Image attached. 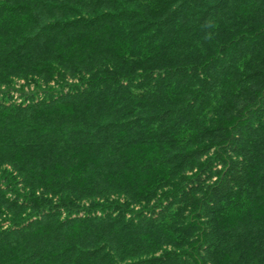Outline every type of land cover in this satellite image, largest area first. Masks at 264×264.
Listing matches in <instances>:
<instances>
[{
    "label": "trees",
    "instance_id": "1",
    "mask_svg": "<svg viewBox=\"0 0 264 264\" xmlns=\"http://www.w3.org/2000/svg\"><path fill=\"white\" fill-rule=\"evenodd\" d=\"M0 264H264V0H0Z\"/></svg>",
    "mask_w": 264,
    "mask_h": 264
},
{
    "label": "rangeland",
    "instance_id": "2",
    "mask_svg": "<svg viewBox=\"0 0 264 264\" xmlns=\"http://www.w3.org/2000/svg\"><path fill=\"white\" fill-rule=\"evenodd\" d=\"M20 84H23V82H20Z\"/></svg>",
    "mask_w": 264,
    "mask_h": 264
}]
</instances>
